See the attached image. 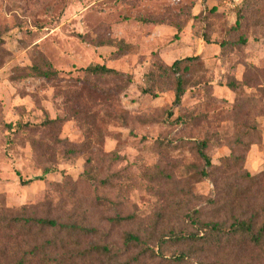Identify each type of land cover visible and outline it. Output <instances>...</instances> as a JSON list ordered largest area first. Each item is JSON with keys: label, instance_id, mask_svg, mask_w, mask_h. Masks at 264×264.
Returning <instances> with one entry per match:
<instances>
[{"label": "rangeland", "instance_id": "rangeland-1", "mask_svg": "<svg viewBox=\"0 0 264 264\" xmlns=\"http://www.w3.org/2000/svg\"><path fill=\"white\" fill-rule=\"evenodd\" d=\"M244 14L247 44L239 48L225 43L238 14L224 12L217 0H0V198L6 206L36 205L52 195V184L65 176L79 182L84 173L89 153L67 160L61 147L53 161L56 171L43 174L50 158L35 152L33 142L43 134L30 128L46 118H67L58 139L90 146L101 174L129 172L126 200L131 211L167 210L159 201V188L142 178L146 168L162 165L191 177L203 169L195 148L204 140L213 165L221 166L243 136L249 145L245 171L251 177L264 173V1ZM109 40L115 43L105 45ZM119 41L133 46L132 53L119 51ZM156 55L167 65L199 57L180 107L173 106L172 92L156 98L142 93ZM42 61L60 73L59 84L27 76L26 69ZM96 64L122 77L89 80L83 70ZM89 82L98 90L90 89ZM231 82L236 91L229 88ZM71 85L81 97L84 117L94 121L88 144L84 123L70 118L77 108L65 97L69 93H59ZM178 118L184 124L174 123ZM113 155L119 158L115 165ZM79 185L84 196L94 197L92 189ZM191 185L203 202L215 195L211 179ZM178 252L179 247H166L158 251L157 262L165 264L162 256ZM192 258L197 263L191 264H229L220 255L216 260ZM244 260L264 264L260 254Z\"/></svg>", "mask_w": 264, "mask_h": 264}, {"label": "trees", "instance_id": "trees-1", "mask_svg": "<svg viewBox=\"0 0 264 264\" xmlns=\"http://www.w3.org/2000/svg\"><path fill=\"white\" fill-rule=\"evenodd\" d=\"M258 1L247 0L235 12L237 22L230 29L227 46H246L241 25L248 21L244 10ZM114 43L109 40L105 45ZM117 46L126 54L133 51V46L123 41L117 42ZM0 52L4 51L0 48ZM198 59V56L187 57L167 65L156 55L145 75L142 93L156 98L160 93L172 92L173 106L180 107L189 88L192 64ZM26 70L30 78L57 84L62 81L60 73L46 61ZM83 72L89 80L94 78L97 82L122 77L99 64L90 65ZM127 82H132L130 77ZM87 85L98 90L90 82ZM228 85L231 90H237L235 82ZM72 87L67 91L59 88V93L61 96L69 93L65 97L77 108L71 109L70 118L84 123L88 144L92 134L90 125L94 121L84 117L81 97L71 91ZM120 91H125V87ZM171 118L169 114L168 119ZM66 121L67 118H46L39 126L26 127L43 134L42 139L33 142V148L36 153L41 152L40 157L50 158L51 165L43 168L44 175L56 171L53 161L56 150L61 147L67 160L89 153L84 173L79 182L65 176L61 183L52 184V195L45 196L36 205L11 209L0 198V264H162L157 262L158 251L175 246L180 252L168 259L162 256L165 264L197 263L192 257L199 255L215 260L220 255L229 264H243L246 255L264 256V195H261L264 173L251 177L245 171L249 145L244 143L243 136L238 137L235 148L221 166H214L208 156V142H198L195 152L203 162V169L191 177L186 176V171L178 174L162 165L151 171L146 168L142 178L159 188V201L167 208L149 214L137 209L131 211L129 207L128 171L103 175L94 167L90 146L79 147L58 139V131ZM174 123L184 124V121L178 118ZM118 161L113 155L112 165ZM206 179L213 180L215 195L203 202L193 193L191 182ZM80 183L93 190L92 199L81 193ZM236 200L241 203L236 204Z\"/></svg>", "mask_w": 264, "mask_h": 264}, {"label": "built area", "instance_id": "built-area-1", "mask_svg": "<svg viewBox=\"0 0 264 264\" xmlns=\"http://www.w3.org/2000/svg\"><path fill=\"white\" fill-rule=\"evenodd\" d=\"M245 1L247 0H219L218 5L224 12L235 14Z\"/></svg>", "mask_w": 264, "mask_h": 264}]
</instances>
